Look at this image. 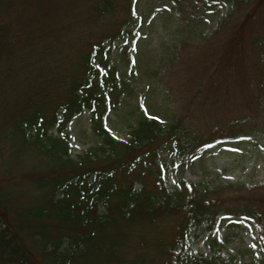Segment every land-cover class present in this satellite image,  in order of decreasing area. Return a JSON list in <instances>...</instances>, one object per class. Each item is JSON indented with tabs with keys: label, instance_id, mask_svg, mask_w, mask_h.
<instances>
[{
	"label": "trees",
	"instance_id": "16d2710c",
	"mask_svg": "<svg viewBox=\"0 0 264 264\" xmlns=\"http://www.w3.org/2000/svg\"><path fill=\"white\" fill-rule=\"evenodd\" d=\"M168 1L177 19L181 1L198 12L186 11L190 35L152 58L139 50L145 14L137 13L138 0H0V104L6 110L0 116V264H264L259 186L234 189L244 193L233 207L223 205L222 184L178 177L167 186L160 153L183 157L225 138L195 130L182 114L191 105L199 114L204 106L191 100L184 111L163 112L143 99L123 139L103 121L107 109L133 91L132 83L148 89L153 79L163 83L160 62L168 65L184 44L203 39L194 30L221 4ZM258 6L257 0L235 32ZM262 67L257 100L264 109ZM81 113L93 140L73 157L66 126ZM248 127L228 137L243 138ZM224 215L252 220L248 258L215 240L206 253L186 243L191 229L208 232Z\"/></svg>",
	"mask_w": 264,
	"mask_h": 264
},
{
	"label": "rangeland",
	"instance_id": "374dc122",
	"mask_svg": "<svg viewBox=\"0 0 264 264\" xmlns=\"http://www.w3.org/2000/svg\"><path fill=\"white\" fill-rule=\"evenodd\" d=\"M195 1L199 6L203 0ZM258 1L259 6L243 23L241 31L235 32L257 0H221V4L216 7L217 15L209 16L194 30L195 34L200 31L203 39L184 44L168 65L165 60L160 62L166 66L158 68L159 73L163 72L165 76L163 83L153 79L149 89L146 85L132 83L135 86L133 91L124 96L117 108L107 109L103 120L113 137L123 139L128 120L138 109V102L142 104L147 100L151 108L154 106L152 110L157 108L169 112L173 109L180 112L185 110L187 101L197 100V106H204L202 112L197 114V108L191 105L188 116L184 112L182 114L190 117L189 121L195 130L200 129L206 135L220 134L225 138L183 157L163 151L158 162L165 169L168 187L174 186L178 177L210 185H224L221 200L227 207H233L235 200L242 199L244 192L234 189L238 187L245 190V185L252 184L260 187L258 194L264 209V109L257 100L264 66L261 59L264 55V0ZM170 2H137V13L143 10L145 14L143 25L139 28V50L145 57H161L172 50L170 43L190 35L183 27L189 16L186 11L193 9L198 12V9L181 1L177 5L180 14L177 19L169 15ZM218 17L225 19L218 23ZM161 44L167 47L163 48ZM240 51H243L242 57L237 56ZM117 56V52L113 51V60L119 65ZM148 66L155 67L151 64ZM3 104L1 99L0 116L6 114ZM87 121L86 114L81 113L66 126L70 135L69 150L73 157L79 155L93 140ZM240 126L245 129L251 127L249 134L237 140L229 138L228 135L238 132ZM253 226L252 220L246 216L224 215L208 232L195 235L191 229L185 241L191 245L192 251L206 253L215 240L227 252L240 250L246 259L247 245L255 235Z\"/></svg>",
	"mask_w": 264,
	"mask_h": 264
}]
</instances>
